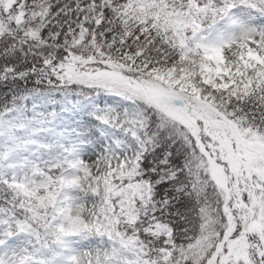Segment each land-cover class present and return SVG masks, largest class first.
<instances>
[{
	"label": "snow or ice",
	"instance_id": "obj_1",
	"mask_svg": "<svg viewBox=\"0 0 264 264\" xmlns=\"http://www.w3.org/2000/svg\"><path fill=\"white\" fill-rule=\"evenodd\" d=\"M0 264H264V0H0Z\"/></svg>",
	"mask_w": 264,
	"mask_h": 264
}]
</instances>
